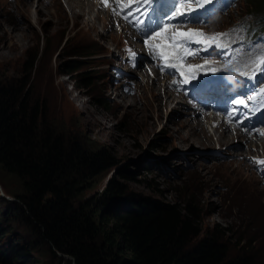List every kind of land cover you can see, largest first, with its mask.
Here are the masks:
<instances>
[{
    "label": "rangeland",
    "instance_id": "obj_1",
    "mask_svg": "<svg viewBox=\"0 0 264 264\" xmlns=\"http://www.w3.org/2000/svg\"><path fill=\"white\" fill-rule=\"evenodd\" d=\"M66 2L0 0V84L22 88L26 101L38 103L56 130L84 147H102L113 155L115 164L89 183L80 182L76 197L97 194L112 178L141 200L182 203L185 193L191 194L199 208L201 229L193 240L218 228L232 254L241 250L242 243H249L256 264H264V186L244 168L241 158L250 149V153H264V141L250 148L241 145V136L231 130L230 143L213 140L222 130L206 126L202 116L203 124L197 128L195 120L182 111L190 105L166 89L161 76L146 78L140 69H132L129 78L135 81L134 92L119 88L112 81L110 65L118 61L121 32L110 27L106 11L94 13L95 3ZM77 3L86 14L74 18L72 12L80 11ZM242 15L255 24L264 23L262 15L247 12L246 0H240L209 27H226ZM80 44L97 53L74 54ZM70 62L78 64V69L67 73ZM155 92H159L156 97ZM166 92L171 99L164 106L161 97ZM190 117L195 118L193 113ZM185 119L199 131L198 142L183 143L178 137V132H187L181 125ZM214 149L224 156L215 155ZM19 187L14 175L0 172V252L20 242L36 264H59L60 253L53 256L46 244L28 238L10 213H4V198L13 197L7 190ZM128 194L110 203L132 201L134 196Z\"/></svg>",
    "mask_w": 264,
    "mask_h": 264
},
{
    "label": "trees",
    "instance_id": "obj_2",
    "mask_svg": "<svg viewBox=\"0 0 264 264\" xmlns=\"http://www.w3.org/2000/svg\"><path fill=\"white\" fill-rule=\"evenodd\" d=\"M246 5L264 17V0ZM72 52L97 53L87 44ZM77 69L70 62L66 72ZM81 144L49 124L18 85L0 84V172L14 175L20 185L7 190L13 197L4 198V213L53 256L60 253L59 264H256L249 243L232 254L218 228L193 240L201 229L191 194L182 203L141 200L112 178L97 194L77 198L80 182L89 183L115 164L102 147ZM127 194L132 201L110 203ZM36 263L20 242L0 252V264Z\"/></svg>",
    "mask_w": 264,
    "mask_h": 264
},
{
    "label": "snow or ice",
    "instance_id": "obj_3",
    "mask_svg": "<svg viewBox=\"0 0 264 264\" xmlns=\"http://www.w3.org/2000/svg\"><path fill=\"white\" fill-rule=\"evenodd\" d=\"M140 2L145 5L146 7L141 12L139 8H132V0H128V12L124 14L125 19H129L132 17L133 12H138L139 15L145 16L150 15V9L151 7L158 2V0H140ZM196 4L195 8L189 7L187 9L181 10V7L179 6L181 3V0H176V3L173 7V9L166 15V22L162 23L157 26L158 30H151L147 33H145V40L144 43L146 46L152 47L154 49L159 50V58L164 61L165 63L160 66V71L163 73L167 68L176 69L178 67L177 64L168 63L171 59L176 58L181 61L186 56H196L199 55L200 51L208 52L209 49L216 48L220 50V54L224 56H232L233 54L239 56V58L243 61V64L245 67H248L249 65H254V69L251 73L249 72H239L238 69L233 68L232 71L239 72V75L248 77V78H254L257 73L264 72V48H257L255 45L249 47L247 50H245L244 45L241 44L240 47L232 49L231 44H225L222 42V38L227 37L230 35L229 32H217L212 33L211 35L203 32L199 29H188L187 31L181 30L180 28H176L175 31H173L170 35L166 34V30L170 27H173L172 21H182V19L186 16H189L191 13L196 12L198 10H204L207 6H210L214 3V0H192ZM103 3L107 6L108 0H103ZM115 14V12H114ZM135 19V17H132ZM129 22H132L131 19H129ZM147 20H137L136 27L141 30V32H144V29L142 27L143 24H146ZM230 31H237V29H232ZM154 38H161L162 43L158 44H149V41ZM192 44H200L201 48L197 50H192L191 45ZM183 49L185 55H179V50ZM225 49H228V51H225ZM134 55V53H133ZM155 58V57H154ZM211 63V61L205 60L203 64L198 65H183V63L180 64V67H187L189 70L192 69H200L208 66ZM231 61H229V64ZM225 70L228 69V65H225ZM213 73L216 71H219V69L211 68L210 69ZM181 76H184V73H180ZM186 83H189L190 81L185 80ZM173 83H176V81H173ZM264 94V88L260 89V92L257 93V95ZM254 97L249 96L246 99L237 98L232 101L234 105L237 107L233 109L235 112H239L240 107L247 108L249 105V102L253 100ZM261 109H264V101L261 102ZM231 115V113H229ZM245 131H249L245 129ZM249 134H251L249 132ZM261 135H264V133H260ZM261 165H264V160L259 161Z\"/></svg>",
    "mask_w": 264,
    "mask_h": 264
},
{
    "label": "bare ground",
    "instance_id": "obj_4",
    "mask_svg": "<svg viewBox=\"0 0 264 264\" xmlns=\"http://www.w3.org/2000/svg\"><path fill=\"white\" fill-rule=\"evenodd\" d=\"M69 0H67V2H68ZM85 1H89L90 3H95L93 0H85ZM66 2V3H67ZM75 4V3H74ZM96 4V3H95ZM70 6V5H69ZM73 7V6H72ZM76 7H79L80 8V11L78 10V11H76V12H72V16L74 17V18H77L78 16H80V15H85L86 13L84 12V11H82L81 10V6L79 5V3H77L76 4ZM78 8V9H79ZM72 9V8H71ZM96 17H97V15H95ZM76 21V20H75ZM142 82H143V80H142ZM141 84H143V83H140L139 85H141ZM148 84V83H147ZM146 86V85H145ZM151 88H152V86H151ZM136 89H137V86H136ZM152 90V89H151ZM145 91V90H144ZM158 93L159 92H155V97L158 95ZM145 94V93H144ZM135 95V94H134ZM138 97V96H137ZM144 98V97H143ZM162 99H163V101H162V103H163V105L164 106H166V103L167 102H169L170 101V99H171V95H169L167 92L165 93V95L164 96H162L161 97ZM161 98H159V99H161ZM149 100V99H148ZM141 101V100H140ZM139 101V102H140ZM180 102H181V100H179ZM157 102V101H156ZM138 105L136 102H134V103H132V105ZM146 104V103H145ZM151 104H152V102H151ZM170 104V103H169ZM177 104V103H176ZM140 105V104H139ZM156 106H158V105H156L155 104V107ZM178 106L179 107H181L182 108V106L181 105H179L178 104ZM145 109V108H144ZM158 109V108H157ZM183 110L182 111H185V112H187L188 113V115H189V117L188 118H192V119H194L195 120V122H196V124H195V126H197V128H199V123L200 124H203V122L200 120V118H198L197 117V113H196V109H193V108H191V106L188 108V109H184V108H182ZM193 113V116H195V118L194 117H190V115ZM159 114V113H158ZM184 120V119H183ZM186 121H182L183 122V124H181L183 127H187L186 129H187V132H185V133H183V134H181L180 132H178V137H181V142H186V141H194L195 143L196 142H198V134H199V131H195L194 129H193V127H191V122L190 121H188V119H185ZM212 121L213 120H211V119H209V118H206L205 117V121L204 122H206V124L207 123H209L210 124V126L211 127H213L212 126ZM178 123V122H177ZM179 124V123H178ZM170 127V126H169ZM214 128V131L215 132H217L215 129L217 128V127H213ZM179 131V130H178ZM232 132V131H231ZM177 133V132H176ZM198 133V134H197ZM175 135V134H174ZM193 135L195 136V138L193 137ZM200 135V134H199ZM209 135V134H208ZM229 131L228 130H226V129H222V131H221V133H219L218 134V136H216V139L214 138L213 140H216V141H218V142H221L223 139L224 140H226L225 142V144H228V143H230L229 142V140L231 139V141H232V137H229ZM184 136H186V139H184ZM210 136V135H209ZM178 137H176V139L178 138ZM211 137V136H210ZM234 137V136H233ZM198 138V139H197ZM203 138H204V140L206 141V143H209L208 142V137H207V135H204L203 136ZM211 139H212V137H211ZM241 139L243 140L242 141V143H241V145L244 143V144H246V145H248V147H250L251 148V146H254L255 145V143L256 142H258L257 140H253V139H250L249 137H247V136H245V135H242L241 136ZM247 139H249V140H253V143H252V141H251V143L250 144H247V143H245L246 141H247ZM179 140V141H180ZM223 140V141H224ZM201 141V140H200ZM217 144H219V143H217ZM257 144V143H256ZM238 145H239V143H238ZM251 150V149H250ZM250 150H247L245 153H250ZM221 151V150H220ZM223 152V151H222Z\"/></svg>",
    "mask_w": 264,
    "mask_h": 264
},
{
    "label": "clouds",
    "instance_id": "obj_5",
    "mask_svg": "<svg viewBox=\"0 0 264 264\" xmlns=\"http://www.w3.org/2000/svg\"><path fill=\"white\" fill-rule=\"evenodd\" d=\"M247 12H248V9H247ZM255 14V13H254Z\"/></svg>",
    "mask_w": 264,
    "mask_h": 264
}]
</instances>
